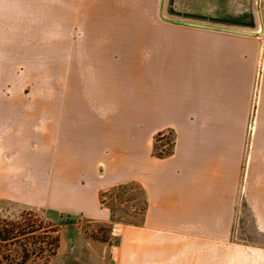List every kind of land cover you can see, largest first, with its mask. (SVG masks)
<instances>
[{"label": "crops", "instance_id": "obj_1", "mask_svg": "<svg viewBox=\"0 0 264 264\" xmlns=\"http://www.w3.org/2000/svg\"><path fill=\"white\" fill-rule=\"evenodd\" d=\"M241 3L0 0V200L108 222L115 243L96 245L101 264H214L237 250L242 194L263 219L264 19L249 33L210 19ZM134 10L202 19L124 20ZM163 128L174 148L156 159ZM134 181L142 196L126 219L139 221L128 222L101 197Z\"/></svg>", "mask_w": 264, "mask_h": 264}, {"label": "rangeland", "instance_id": "obj_2", "mask_svg": "<svg viewBox=\"0 0 264 264\" xmlns=\"http://www.w3.org/2000/svg\"><path fill=\"white\" fill-rule=\"evenodd\" d=\"M174 0H169L168 7H172ZM254 0H242L239 11L227 13L220 20L211 18L218 22H225L221 27L234 32H255L260 27L258 25L264 14L257 12ZM162 19L175 20L177 23L189 24L202 17L185 16L183 13H160L153 17L147 13L131 11L124 12V20L138 19ZM214 24V26H218ZM8 61H0V103H8L9 100V73ZM259 103H250L248 117V128L251 132L254 127V120H257V106ZM253 109V110H252ZM175 131L172 128H163L154 133L151 142V156L156 159H164L173 152L175 143ZM263 189H254L260 192ZM142 196V190L137 182L124 183V188L115 189L104 201L113 206L116 218H122L128 222H138L139 219H126L132 213L133 207L137 206V198ZM240 203L239 218L235 223V234L231 239L237 250L230 252H219L214 257V264H264V199L260 202L259 197L253 199L254 204L260 206V215L263 219H257L256 214L251 211L249 203L243 197ZM134 204V205H133ZM141 205V204H140ZM139 205V206H140ZM110 224L103 221L89 220L81 216H71L65 213L54 212L50 209L34 208L27 205L10 201L0 200V232L25 233V237H30L29 247L44 248L38 256H32L28 264H101L98 261L96 245L105 244L107 246L115 243L110 231ZM57 237L59 246L56 255L48 259L46 257V247L48 238ZM34 237L32 240L31 238ZM34 242V243H33ZM3 242L0 241V255H3ZM102 253L105 260L113 259V251L105 247ZM216 253H214L215 255ZM1 257V256H0ZM217 260V261H216Z\"/></svg>", "mask_w": 264, "mask_h": 264}, {"label": "trees", "instance_id": "obj_3", "mask_svg": "<svg viewBox=\"0 0 264 264\" xmlns=\"http://www.w3.org/2000/svg\"><path fill=\"white\" fill-rule=\"evenodd\" d=\"M124 188V185H119L115 189ZM112 190V191H113ZM101 197V203H104L103 196ZM141 210L143 205H141ZM112 214L111 220H116ZM47 247H46V257L48 259L53 258L56 255V250L58 248L59 239L57 237H47ZM32 240L34 237L31 238ZM30 237H25V233L14 234L9 231L0 232V241L3 242L4 251L3 255H0V264H28L27 261L32 256H38V254L43 251L44 248L37 249L36 247H29ZM34 243V242H33ZM40 250V252H38Z\"/></svg>", "mask_w": 264, "mask_h": 264}, {"label": "built area", "instance_id": "obj_4", "mask_svg": "<svg viewBox=\"0 0 264 264\" xmlns=\"http://www.w3.org/2000/svg\"><path fill=\"white\" fill-rule=\"evenodd\" d=\"M260 7H261L262 9H264V0L261 1V3H260Z\"/></svg>", "mask_w": 264, "mask_h": 264}, {"label": "bare ground", "instance_id": "obj_5", "mask_svg": "<svg viewBox=\"0 0 264 264\" xmlns=\"http://www.w3.org/2000/svg\"><path fill=\"white\" fill-rule=\"evenodd\" d=\"M57 194V193H56Z\"/></svg>", "mask_w": 264, "mask_h": 264}]
</instances>
